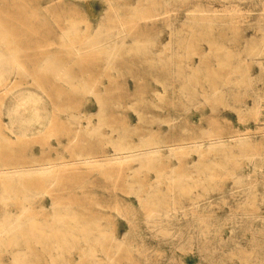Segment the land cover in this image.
Here are the masks:
<instances>
[{"label":"rangeland","instance_id":"1","mask_svg":"<svg viewBox=\"0 0 264 264\" xmlns=\"http://www.w3.org/2000/svg\"><path fill=\"white\" fill-rule=\"evenodd\" d=\"M1 53L0 172L54 168L1 176L0 264H264V0H0Z\"/></svg>","mask_w":264,"mask_h":264},{"label":"bare ground","instance_id":"2","mask_svg":"<svg viewBox=\"0 0 264 264\" xmlns=\"http://www.w3.org/2000/svg\"><path fill=\"white\" fill-rule=\"evenodd\" d=\"M66 36V35H65ZM92 37V36H91ZM93 38V37H92ZM91 39V38H90ZM93 39H95V38H93ZM91 42V41H90ZM87 44H88V42H87ZM75 50L76 51H79V49L78 48H75ZM79 53V52H78ZM73 55H75L74 53H72ZM76 56V55H75ZM4 58H5V56L4 55H2V53L0 54V80L1 81H3L4 83L3 84H1V90L3 89V91H5V90H9V88H8V86H7V83H5L6 81L8 82V80H10V78H9V76L11 75V71H10V68H9V66L7 65V63H6V61L4 60ZM141 60V59H140ZM140 60H139V58L138 59H135V60H133V62L134 63H140ZM45 80H47V81H49L50 79H48V78H45V77H41V81H45ZM101 108H102V106H101ZM101 108H100V110H101ZM99 110V111H100ZM101 112V111H100ZM90 123V122H89ZM89 123H87V124H89ZM18 127H17V129L19 128V124L17 125ZM22 127H24L23 125H22ZM31 127V126H30ZM80 127V126H79ZM7 129H9V131L10 132H12V133H14L13 132V130H12V128H10L9 126L8 127H6ZM16 128H14V130H15ZM16 129V130H17ZM31 130V129H28V128H24V131L26 132V130ZM86 129V128H85ZM23 131V130H22ZM34 131V130H33ZM78 131H80V130H78ZM27 133H29V132H27ZM21 134V133H20ZM18 135V134H17ZM16 135V136H17ZM23 135L24 136H26V133H23ZM31 135H32V133H31ZM33 135H34V132H33ZM32 135V136H33ZM204 135V134H203ZM203 135H202V138H203ZM21 136V135H20ZM17 137H19V135L17 136ZM22 137V136H21ZM31 137V136H30ZM34 137V136H33ZM205 137V136H204ZM207 137H209L208 135H207ZM1 138V137H0ZM15 138V137H14ZM231 138H233V137H231ZM247 138V137H246ZM248 139V138H247ZM198 141H200V140H198ZM213 141V140H212ZM244 142V141H243ZM142 143V142H141ZM210 143V142H209ZM226 142H224V141H222V139L221 140H218V141H216V140H214L213 142H212V144H219L218 146H221V145H223L224 146V144H225ZM245 143V142H244ZM243 143V144H244ZM249 143V142H248ZM144 144V143H143ZM235 144V143H234ZM238 144V143H237ZM236 144V145H237ZM142 145V144H141ZM195 145H197V149H202L201 148V146H204V144L203 143H196L195 142ZM207 145V144H206ZM205 145V146H206ZM211 145V144H210ZM229 145V144H228ZM227 145V146H228ZM232 145V144H231ZM242 145V144H241ZM247 145V144H246ZM124 146V145H123ZM143 146V145H142ZM142 146H139V147H142ZM194 146V145H193ZM208 146V145H207ZM126 147V146H125ZM139 147H136V148H139ZM240 147V146H239ZM242 147V146H241ZM240 147V148H241ZM161 146H157V145H155L154 144V146H149V147H147V148H145L144 150H141L142 152H140V155L138 156L137 154H135L134 153V151L132 150H130V151H128V150H118L117 148V151L116 152H118V151H121L120 152V154H118V155H120L119 157H117V158H115V159H113L112 157V160H110V162H116V163H119V162H124V161H129V160H134L135 158H137V157H139L140 159H138V160H141V161H146V166H149L148 164H149V162H150V164H151V161H152V163H153V161L154 160H156V159H158L160 156H161V154H163V153H161ZM170 148V147H169ZM209 148H210V146L208 147V150H209ZM212 148V147H211ZM213 148H215V147H213ZM222 148V147H221ZM232 148V147H231ZM240 148H239V151L237 150V152H240L241 150H240ZM123 149H125V148H123ZM180 149V148H179ZM223 149V148H222ZM234 149H236V148H234ZM203 150V149H202ZM215 150V149H214ZM226 150V149H225ZM137 151V150H136ZM139 151V150H138ZM137 151V152H138ZM167 151V150H166ZM170 151V153L173 151V149H170L169 150ZM198 151V150H197ZM219 151V150H218ZM223 151V150H222ZM245 151V150H244ZM3 152H4V150H3ZM196 152V151H195ZM225 152V154H226V151H224ZM223 152V153H224ZM234 152H236V151H234ZM198 153V152H197ZM241 153V152H240ZM242 153H243V151H242ZM230 154V153H229ZM228 154V155H229ZM233 155H234V153H232ZM231 154V156H233ZM245 154V153H244ZM239 155V154H238ZM117 156V155H116ZM199 156V155H198ZM226 156V155H225ZM236 156V155H235ZM234 156V157H235ZM239 157V156H238ZM246 157V156H245ZM248 157V156H247ZM109 158V156L107 157V159ZM229 158V157H228ZM198 159H199V157H198ZM229 160V159H228ZM86 162H88L89 160L87 159V160H85ZM77 162V161H76ZM138 162V161H137ZM228 162V161H227ZM124 164V163H123ZM143 164V163H142ZM210 164V163H209ZM205 165V164H204ZM203 165V166H204ZM212 165V164H211ZM1 166V165H0ZM144 166V165H143ZM198 166V165H197ZM199 166H201V165H199ZM3 167V166H2ZM31 168L33 167H36V166H30ZM40 167V166H39ZM42 167V166H41ZM140 167V166H139ZM205 167V166H204ZM209 167V166H208ZM212 167V166H211ZM27 168V167H26ZM53 168H54V166H50V167H47V168H44V167H42V168H34V169H26V170H24V169H22L21 168V170H18V169H15V170H10L11 172H9V173H6V174H3V173H1L0 172V178H4V177H1V176H5V178L2 180V181H4V182H2V184H4V183H6V184H8V185H11V183H13V185H14V183L21 177V176H23V175H30V174H32V173H37V174H47V173H50L52 170H53ZM145 168V167H144ZM147 168V167H146ZM10 169V168H9ZM9 169H7V170H9ZM142 169V168H141ZM5 170V169H4ZM6 170V171H7ZM204 172V171H203ZM52 174V173H51ZM1 180V179H0ZM19 181V180H18ZM201 182V181H200ZM18 182H16L15 184H17ZM197 183V182H196ZM22 184V183H21ZM197 185V184H196ZM17 186V185H16ZM2 187V186H1ZM0 187V188H1ZM6 187H7V185H6ZM11 187V189H12V186H10ZM15 187V186H14ZM13 187V190L15 189L16 190V187L14 188ZM200 187V186H199ZM3 189L5 190V191H8L7 189H8V187H7V189H5L4 187H3ZM15 190H14V192H15ZM17 190H18V187H17ZM16 190V191H17ZM9 191H10V189H9ZM8 191V192H9ZM20 191V190H19ZM0 192H1V190H0ZM13 192V191H12ZM22 192V191H21ZM10 194H11V192H9ZM16 193V192H15ZM18 193V192H17ZM20 193V192H19ZM25 193V192H24ZM27 193V192H26ZM25 193V194H26ZM13 194V193H12ZM5 195V194H4ZM7 195H9V194H7ZM15 195H17V194H15ZM27 195V194H26ZM0 196H3V195H0ZM204 196V195H203ZM6 197V196H5ZM12 197H14V196H12ZM22 197V196H21ZM29 197V196H28ZM28 197H27V200H28ZM205 197V196H204ZM15 198V197H14ZM23 198H24V195H23ZM197 198V197H196ZM195 198V199H196ZM203 198V197H202ZM207 198V197H206ZM1 199V198H0ZM4 199H7L8 201L9 200H13V199H8V198H4ZM22 199V198H21ZM30 199V198H29ZM156 199V198H155ZM200 199V198H199ZM204 199V198H203ZM2 200H3V198H2ZM153 200V199H152ZM157 200V199H156ZM202 200V199H201ZM6 201V200H5ZM5 201L3 200V202L5 203ZM155 201V200H154ZM200 200H198V202H199ZM197 202V201H196ZM202 202V201H201ZM196 204V203H195ZM197 205V204H196ZM198 206V205H197ZM196 206V207H197ZM168 210V209H167ZM175 210V209H174ZM170 211V210H169ZM168 211V212H169ZM166 212V211H165ZM164 212V213H165ZM197 212V211H196ZM22 214H24V213H22ZM172 214V213H171ZM169 215V214H168ZM11 216H13V215H11ZM16 215H14L13 217H15ZM23 216V215H22ZM166 216V215H165ZM171 216V215H170ZM58 217H60V216H58ZM9 218H11L10 216H9ZM9 218H7V219H9ZM20 218V217H19ZM18 218V219H19ZM154 218V217H153ZM13 219H17V216H16V218H13ZM12 219V221L11 222H13L14 220ZM199 219V218H198ZM20 220V219H19ZM22 220H23V218H22ZM29 220H31V219H29ZM58 220L59 219H57L55 222H57L58 223ZM197 220V219H196ZM1 221V220H0ZM9 221H10V219H9ZM16 221V220H15ZM28 221V220H27ZM27 221L25 222V221H22V222H24V223H26L27 225H28V223H27ZM198 221V220H197ZM5 222H6V220H5ZM16 222H18V221H16ZM2 223H3V220H2ZM2 223H0V225H4V224H2ZM14 223V222H13ZM12 223V224H13ZM33 224H34V221L32 222ZM203 223V222H202ZM18 224H22L21 222L20 223H18ZM31 224V223H30ZM29 224V225H30ZM198 224V223H197ZM6 225V224H5ZM4 225V226H5ZM7 225H9V223L7 222ZM24 225V224H23ZM36 225L37 226H39V224H37L36 222H35V225H34V227L36 228ZM86 225V224H85ZM3 226V227H4ZM12 226V225H11ZM11 226H9V227H11ZM14 227H15V224L13 225ZM12 226V227H13ZM16 226H17V224H16ZM25 226V225H24ZM31 226H32V224H31ZM30 226V227H31ZM41 226V225H40ZM52 226V225H51ZM8 227V228H9ZM11 227V228H12ZM13 227V228H14ZM18 227V226H17ZM16 227V228H17ZM30 227H29V229H30ZM34 227H31V228H33L34 229ZM45 228H46V226H44ZM43 226H41V228H44ZM50 227V226H49ZM54 227L55 226H53V230H54ZM59 227V226H58ZM57 227V228H58ZM86 227V226H85ZM89 228L88 229H91L92 228V226H88ZM16 228H14V229H16ZM20 227H18V229H19ZM22 228H23V226H22ZM26 228V227H25ZM24 228V229H25ZM47 228H48V226H47ZM52 228V227H51ZM56 228V229H57ZM82 227H80L79 229H81ZM84 228V227H83ZM0 229H3V228H0ZM7 229V228H6ZM5 229V231L7 232V230ZM13 229V230H14ZM23 229V233H25V230ZM33 229L30 231V232H32L33 231ZM87 229V230H88ZM9 231L10 230H12V229H8ZM13 230H12V232H13ZM17 230V229H16ZM21 230V229H20ZM20 230H17V231H19V234H20ZM27 230H28V228H27ZM26 230V231H27ZM35 230V229H34ZM40 230V232H41V229H39ZM52 230V231H53ZM85 230V229H84ZM86 230V231H87ZM92 230V229H91ZM93 230H94V227H93ZM5 231H2L1 233L2 234H4V232ZM17 231H14V232H16L15 234L17 235ZM36 231V230H35ZM35 231H34V233L33 234H38V232L39 231H37L36 233H35ZM45 231V230H44ZM44 231L42 230V234H44ZM48 231V230H47ZM52 231H50V232H52ZM49 232V231H48ZM48 232H46V233H48ZM55 232V231H54ZM56 232H57V230H56ZM55 232V233H56ZM73 232H74V230H73ZM81 232V231H80ZM82 232H83V229H82ZM89 232H91L90 230H89ZM99 232V231H98ZM104 232H105V230H104ZM210 232V231H209ZM10 232H8V234H9ZM60 233V232H59ZM58 233V234H59ZM71 233V232H70ZM85 232H83V234H84ZM203 233V232H202ZM7 234V233H6ZM5 234V235H6ZM11 234V233H10ZM14 234V233H13ZM22 234V233H21ZM28 234H30L29 233V231H28ZM41 234V233H40ZM39 234V235H40ZM54 234V233H53ZM82 234V235H83ZM102 234V233H101ZM105 234V233H104ZM45 235V234H44ZM48 235V234H47ZM50 235H51V233H50ZM56 235H57V233H56ZM89 235V234H88ZM2 237H3V235H1ZM13 236V235H12ZM2 237H0V238H2ZM5 237V236H4ZM199 238V237H198ZM200 241V240H199ZM203 242V241H202ZM2 243V242H1ZM9 244V243H8ZM209 244V243H208ZM1 246V245H0ZM3 246H8V245H3ZM205 246V245H204ZM2 247V246H1ZM204 249H205V247H204ZM203 251V250H202ZM205 252V251H204ZM20 261L21 260H19V263H20ZM13 262H15V261H13ZM17 262V261H16ZM18 263V264H19ZM25 263V262H24ZM15 264V263H14ZM21 264V263H20Z\"/></svg>","mask_w":264,"mask_h":264}]
</instances>
